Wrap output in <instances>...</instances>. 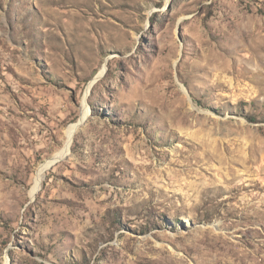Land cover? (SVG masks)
Returning <instances> with one entry per match:
<instances>
[{
  "label": "rangeland",
  "instance_id": "1",
  "mask_svg": "<svg viewBox=\"0 0 264 264\" xmlns=\"http://www.w3.org/2000/svg\"><path fill=\"white\" fill-rule=\"evenodd\" d=\"M0 264H264V0H0Z\"/></svg>",
  "mask_w": 264,
  "mask_h": 264
},
{
  "label": "bare ground",
  "instance_id": "2",
  "mask_svg": "<svg viewBox=\"0 0 264 264\" xmlns=\"http://www.w3.org/2000/svg\"><path fill=\"white\" fill-rule=\"evenodd\" d=\"M104 70L103 69L100 74L103 75L104 73ZM101 77V76H100ZM87 114H83V118L86 116ZM81 124H75L71 127H69V129L67 130L66 132V147L64 149V151L58 155V156H55L54 159L52 158L50 161L47 160V162H45L43 165L40 166L36 176H35V179H34V186H33V189H32V194H36V192L40 189L41 187V184H42V181L44 179V176L45 174L47 173V171L54 165V163L60 159H63L65 156L68 155L69 153V150L72 146V142H73V139L79 129Z\"/></svg>",
  "mask_w": 264,
  "mask_h": 264
},
{
  "label": "water",
  "instance_id": "3",
  "mask_svg": "<svg viewBox=\"0 0 264 264\" xmlns=\"http://www.w3.org/2000/svg\"><path fill=\"white\" fill-rule=\"evenodd\" d=\"M53 159H54V158H53ZM60 160H61V159H60ZM58 161H59V160H58ZM58 161H56V162H58ZM56 162H55V163H56ZM55 163H54V164H55Z\"/></svg>",
  "mask_w": 264,
  "mask_h": 264
}]
</instances>
